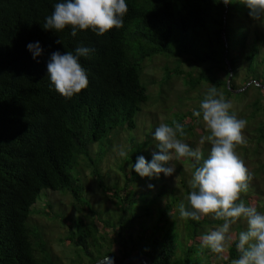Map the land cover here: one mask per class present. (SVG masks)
<instances>
[{
	"label": "trees",
	"instance_id": "16d2710c",
	"mask_svg": "<svg viewBox=\"0 0 264 264\" xmlns=\"http://www.w3.org/2000/svg\"><path fill=\"white\" fill-rule=\"evenodd\" d=\"M58 2L63 0H0V264H59L36 215L63 225L62 242L72 248L69 264H94L105 257L121 264L131 255H144L149 264H211L214 253L201 250L199 237L214 222L210 217L197 222L179 216V204H188L187 180L193 170L186 171L185 164L193 169L190 161H174L176 178L160 180L164 184L151 192L143 190L144 181L129 165L138 156L150 162L148 147L154 140L149 143L143 138L140 143L136 135L126 140L128 157L119 166L124 176L113 175L108 181L100 163L109 160V135L116 139L136 129L135 119L148 101L147 91L159 82V94L169 101L168 91L178 80L184 86L182 97L196 106L212 85L231 103L244 101V110L234 105L230 109L237 118L246 119L250 129L243 131L249 141L237 146L236 152L239 156L254 148L261 152L264 24L254 21L239 3L125 0L129 11L121 29L102 37L83 30L73 37L70 28L56 33L42 27ZM37 41L43 53L34 60L27 45ZM80 45L94 49L90 58H80L89 87L69 100L48 79L47 63L52 53L74 52ZM157 56L170 59L172 67L161 70L159 80L150 76L153 81L146 86L141 77H147L148 60ZM171 119L166 121L170 126L173 120L185 126L184 142L200 148L207 158L211 145H201L195 133L199 129L202 136L209 134L202 127V117L189 112L185 120L183 116ZM94 144L101 147L97 152L91 149ZM79 159L100 198L114 206L107 216L93 210L82 180L73 176V170L81 171ZM47 190L68 196L71 208L62 217L48 203L42 212L37 209L40 194ZM82 217L90 221L85 223ZM97 223L106 232L99 234ZM180 224L184 234L178 232ZM235 258L234 241L220 264Z\"/></svg>",
	"mask_w": 264,
	"mask_h": 264
},
{
	"label": "clouds",
	"instance_id": "9594fccd",
	"mask_svg": "<svg viewBox=\"0 0 264 264\" xmlns=\"http://www.w3.org/2000/svg\"><path fill=\"white\" fill-rule=\"evenodd\" d=\"M220 2L225 6L242 4L254 21L264 24V0ZM53 7V12L45 18L43 29L59 33L70 28L73 37L83 30H91L98 37L114 28L119 30L124 26V17L129 11L125 0H63ZM57 42L61 43V40ZM27 49L34 60L43 53L38 41L29 43ZM93 52L94 49L80 45L74 52L52 53L47 63L48 79L65 99L70 100L89 87L87 71L80 58H90ZM230 109L232 103L212 85L201 100L199 110L192 112L194 117H202L209 133L201 136L199 141L201 145L205 142L211 145L207 158L203 157L200 148L193 149L184 142L182 138L187 135L185 126L173 120L171 126L161 123L152 134L158 149L152 152V160L149 162L144 156H138L129 168L141 178L153 179L159 178L160 174L172 176L176 170L174 161H190L193 171L186 197L188 204H179L180 218L198 222L211 217L223 222L199 237L201 250H210L217 260L222 261L227 259L235 241L237 258L230 264H264V213L246 205L242 199V194L250 189L253 174L236 152L237 146L247 144L243 134L247 121L237 118ZM114 151H118L122 158L127 156L124 145L114 148ZM148 187L154 186L149 184ZM241 221L246 223V230L233 232V226Z\"/></svg>",
	"mask_w": 264,
	"mask_h": 264
},
{
	"label": "rangeland",
	"instance_id": "374dc122",
	"mask_svg": "<svg viewBox=\"0 0 264 264\" xmlns=\"http://www.w3.org/2000/svg\"><path fill=\"white\" fill-rule=\"evenodd\" d=\"M156 58H160V59H156ZM148 62L149 63H147V66L144 70V75H146L147 77H141L142 84L146 86H149V84H151L150 82L153 81L152 77L150 76H154L156 80H159L162 76V71L165 72L168 68L172 67L170 63V59H167L164 56L162 57L157 56L154 58L152 62H150L149 60ZM184 68L186 67L184 66ZM256 85L258 86L257 83ZM183 89H184V86L181 80H178L172 83L170 90L168 91L167 98H169V101H167L166 97L162 95V93L159 94L160 92H162V90L160 89V83L157 82L156 85H154L152 88L149 89V91H147L148 101L144 103L143 105H141L140 107V111L137 114L136 119H135L136 129L134 130V132L132 131V132H125L123 134H118L116 139L113 137L114 134L108 136V139L112 141L111 143L112 145L107 147V151H108L107 158H109V160L105 159L104 162L100 163V168L105 174V177L108 181H110L111 176L113 175L121 174L122 176H124L123 173H121L122 171L119 169V166L121 165V161L124 157L123 158L120 157L118 155V151H114V148L118 149L120 145H124L126 149V146L128 143V141L126 140H129L133 136L135 137V135L138 141L144 138L145 140H147V142L152 143L153 142V135H152L153 129H151V127H153V124L157 128L161 123L168 124L166 121H171L172 120L171 118H177V117L183 116V120H185V115L189 112L192 113L193 109L199 106V105L196 106L194 101L187 102V100H185L184 97H182ZM255 90L256 89H251L250 93L256 94ZM195 94L197 95V92H195ZM232 105H234V107L239 108L242 111L244 110L245 102L244 101L239 102L237 101V99H235L233 100ZM152 113H154L155 116L152 115V118H151L150 114ZM201 122H202L203 129H206V126L203 120ZM246 130H250V129L247 128L246 126L243 131H246ZM201 132L202 131L198 129L195 133H197V135L201 137L202 136ZM243 134L246 136L247 141H249L250 137L247 136L245 133ZM103 145H106V144H103ZM92 148H96V152H97V150L100 149L101 147L99 144H94L91 146V149ZM155 148L156 146L154 144L153 146L148 147V151H150L152 154V152L155 151ZM260 148H263V147L260 146ZM255 149L256 148L249 150V153L247 155L240 156L241 159L244 161L245 166L248 168L249 172L253 174V179L250 184V189L246 194H242V199L245 201L246 205L254 206L257 208L259 212L264 213V173L261 172L264 168V149H261L260 150L261 152H257L256 150L258 149L256 150ZM101 150L104 151V149H101ZM127 157H128V153H127ZM82 164L83 163H80V159H79V166L81 165V171L78 170L77 172L73 170L72 171L73 176L74 177L78 176L82 180L81 184L84 186V189H85V197H87V199L91 200V202L93 203L92 205L93 210H101L102 213L100 212V214L103 216H107L106 215L107 211L114 210V206L111 203L105 202L100 198V194L96 189L95 182L93 181L89 171L86 170L82 166ZM110 167L111 169L110 171H108L107 168H110ZM185 169L188 172H191L193 170L189 164H185ZM173 176L174 174L172 176H167V177L164 176L163 174H160L159 176L160 178H153V179L139 178V180L141 182L142 180L144 181V184L141 183L143 190L145 192H151V191L159 190V188L164 183L167 182L166 180H169ZM160 180H162L164 183H160L159 182ZM187 181L189 182V180ZM149 184L153 185L154 187L150 189L148 187ZM60 193L61 192L59 191L57 192H51L48 190L42 191V193L39 196V199L36 202V204H38L37 209H39V211L42 212L44 209L43 208L44 204L46 205L48 203L54 208L53 212H56L57 214H59V217H62L64 214V211L71 208V204L69 202L68 196L60 194ZM152 194H155V193H152ZM40 200L42 201L39 203ZM51 217H54V215ZM82 218L85 223H88L90 221V219L86 217H82ZM35 219L37 222H39L43 226L46 239L48 240L52 249L56 252L57 257L59 258V264H69V260L72 258V254H71L72 248L68 246L67 244H65L64 242H62L65 236L63 225H61L58 222H52V220L51 222L45 221V219L41 218L40 215H36ZM210 219L214 222V225L213 226L210 225V227H207L208 231L214 230L217 226L222 225L223 223L222 221H219L216 224L215 221H218V220H214L211 217ZM53 221H55V219H53ZM182 227H183L182 224L178 226L179 234L181 233L184 234ZM96 228L99 234H103V231H105L103 230L102 226L98 223H97ZM246 228H247L246 223L241 221V222H238L237 225L233 226L232 231L239 232L242 230H246ZM207 230L206 232H208ZM199 247L201 248V245ZM114 263L118 264L117 260L116 261L114 260ZM211 264H220V260L216 259L215 254L213 255L211 259Z\"/></svg>",
	"mask_w": 264,
	"mask_h": 264
},
{
	"label": "water",
	"instance_id": "95a60500",
	"mask_svg": "<svg viewBox=\"0 0 264 264\" xmlns=\"http://www.w3.org/2000/svg\"><path fill=\"white\" fill-rule=\"evenodd\" d=\"M228 69H230L229 65ZM102 260H104V258L95 262L94 264H101ZM104 264H115L113 257H108L107 260L104 261ZM121 264H149V262L144 255H131L126 258Z\"/></svg>",
	"mask_w": 264,
	"mask_h": 264
}]
</instances>
